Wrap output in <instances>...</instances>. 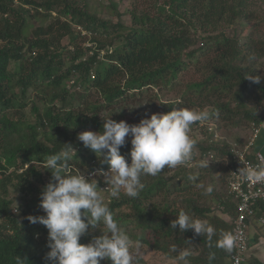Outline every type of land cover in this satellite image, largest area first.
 Here are the masks:
<instances>
[{
	"label": "trees",
	"instance_id": "trees-1",
	"mask_svg": "<svg viewBox=\"0 0 264 264\" xmlns=\"http://www.w3.org/2000/svg\"><path fill=\"white\" fill-rule=\"evenodd\" d=\"M148 4L146 9L133 6L125 25L112 0L107 4L110 18L97 14L88 0H0V264H17V257L22 264H52L45 259L50 250L47 229L27 219L44 215L40 193L52 180L44 166L49 156L67 151L72 174L79 171L86 179H95L98 188L107 187L103 175L93 173L106 172L108 165L101 164L77 137L83 131H102L106 118L101 113L114 103L154 88L174 91L179 76L191 74L196 77L183 83L178 101L159 104L164 113L184 106L208 111L213 120L263 119L264 34L255 35L264 25V0ZM243 24L249 34L239 47L243 27L238 25ZM65 37L68 41L63 44ZM252 74L261 77L260 84L245 79ZM71 86L81 90L78 99ZM31 89L35 95L28 99ZM112 119L130 125L140 121L125 115ZM190 129L205 139L192 137L200 152L198 157L193 152V161L207 152L215 155L208 168L165 167L155 177H142L145 188L137 198L126 196L123 189L113 198L109 186L104 203L133 241L142 240L141 245L174 263L183 264L173 246L191 250L190 264H221L231 252L215 247V241L231 232L229 218L235 212L234 200L226 192L228 166L223 157L238 142L225 138L211 143L205 127L194 123ZM130 140L131 136L120 148L128 163ZM170 172L173 175L168 176ZM205 175L213 191L206 203H199L196 183ZM183 181L187 183L180 187ZM9 187L29 195L18 205L17 215ZM182 210L215 228L212 247L206 235L170 228ZM99 227L81 236L79 243L86 245L107 232L102 223ZM210 252L215 253L212 261Z\"/></svg>",
	"mask_w": 264,
	"mask_h": 264
},
{
	"label": "clouds",
	"instance_id": "clouds-1",
	"mask_svg": "<svg viewBox=\"0 0 264 264\" xmlns=\"http://www.w3.org/2000/svg\"><path fill=\"white\" fill-rule=\"evenodd\" d=\"M245 79L255 84L261 83V77L253 74ZM211 115L205 110L173 108L167 113L151 114L131 125L123 120L116 122L110 115L104 119L102 131L79 133L77 138L83 146L100 158L101 164L108 165L106 172L93 173L103 175L107 184L104 190L98 188L95 179H86L84 173L70 172L72 157L67 151L49 156L44 166L45 170L51 172L52 180L40 193V207L44 215L27 217L30 223H39L47 229V247L50 250L45 259L52 264H100L102 260H110L111 264H138L142 240L133 241L114 219L100 192L107 191L110 186V196L113 198L119 197L121 189L126 196L137 198L145 188L143 176L155 177L165 167L181 165H190L194 169L208 168L207 159L193 162L196 140L189 135V131L194 123L207 121ZM128 136H131L132 145L130 163L120 154V148L125 145ZM258 160L257 165L241 167L233 175L240 182L264 183V155H258ZM195 178L189 176L190 180ZM206 191L211 193L213 187L208 185ZM101 223L107 229L106 233L94 237L86 245L79 243L81 236L93 229H100ZM170 228H178L181 233L193 230L200 236L206 235L209 247L213 246L215 228L208 221L194 219L183 210L170 222ZM235 244V235L224 232L214 246L231 252ZM133 245L136 255L133 254ZM172 252H178V261L190 264L188 258L192 253L189 248L178 250L173 246ZM208 259H215V253L210 252ZM17 264H22L19 257Z\"/></svg>",
	"mask_w": 264,
	"mask_h": 264
},
{
	"label": "rangeland",
	"instance_id": "rangeland-1",
	"mask_svg": "<svg viewBox=\"0 0 264 264\" xmlns=\"http://www.w3.org/2000/svg\"><path fill=\"white\" fill-rule=\"evenodd\" d=\"M88 1L91 7H94V6L96 7L94 8L95 9L94 11H96L97 14L103 15L102 17L104 18L105 17L110 18L109 15L112 13V11L110 10V8L109 10L107 8L108 0H88ZM112 1L117 7V10L121 13L122 22H124L125 25L129 24V19H130L129 11L133 6H138L139 9H142V8L146 9L150 7V5L148 4L149 2L151 1L154 2V0H112ZM113 20H115V17H113ZM34 23H37V22H34ZM239 28H242L241 30L242 36L239 38V47L240 46L243 47L242 44L247 40L246 38L248 37V34H249L248 33L249 27L247 24H243V25H238V29ZM231 29H232L231 27L226 28V31L231 32ZM257 31L258 33L255 36L263 35L264 25H260L259 30ZM67 41H68L67 37L62 39L63 44H66ZM104 64H106V62H104ZM179 77L180 79L179 81L176 82V89L174 91L169 90V88H165V89L154 88L152 90L145 91L144 94L136 95L124 101H119L118 103H114L108 109L103 110L101 115L106 119L110 115H111L110 116L111 119L112 117H118L121 115H125L126 117L137 121L140 118H142L144 114H146L148 118L150 117L151 114H154V113H164V109H162L161 105L159 104L164 103V102H170V101H178L180 98L179 93L182 91L183 83H186L189 80H193L196 76L191 75V74H183V75H180ZM45 89L46 88L42 86V93H45ZM70 89H71V92L75 94L76 99H78V97L82 93L81 90L73 86H71ZM34 95H35V91L34 89H31L30 92L28 93V99L32 98ZM191 107H195V106H191ZM142 109L143 111H141ZM181 109H185L184 106L181 107ZM198 110L199 109H197V111ZM215 124L217 125L218 134L222 137V139L226 138L229 141L236 140L241 145L246 141V139L248 138L250 134L249 122L236 120L232 123V122H229L228 120L221 121V120L215 119ZM189 135L191 137H194L197 141H205L204 137H202L199 133L197 134L196 132H193L191 129L189 131ZM129 137L130 136L126 137V139H129ZM193 152H194V155L198 157L199 151L196 148H194ZM228 160H229L228 156L223 157V162L225 165H227ZM170 175H173V173L170 172L168 176ZM186 183L187 181H183L182 183H180V187L186 185ZM196 185L198 186V191L200 192L199 203H203V202L206 203L210 197L209 193L206 191V188L209 185V180L207 176L206 175L205 177L201 176V178L198 180ZM201 185H203V187H201ZM9 189L13 191L11 187H9ZM100 189L103 190L102 188ZM107 193L109 192H105V191L100 192V195L104 202L107 201V198H108ZM10 195L11 196L9 197H11V199L14 201L13 213L17 215L19 213V210H17L18 205L20 204V202L22 203V201H25V197L29 198V195L23 194L17 191H15L13 194H10ZM93 231H95V229ZM133 252H134L133 254L136 255L135 248ZM138 257L145 264H177V263H174L175 261H171L168 258H166L160 252L153 251L149 247H146L145 245H140ZM141 261H138V264Z\"/></svg>",
	"mask_w": 264,
	"mask_h": 264
},
{
	"label": "built area",
	"instance_id": "built-area-1",
	"mask_svg": "<svg viewBox=\"0 0 264 264\" xmlns=\"http://www.w3.org/2000/svg\"><path fill=\"white\" fill-rule=\"evenodd\" d=\"M264 117V102L261 109ZM198 126L205 127L211 132L210 142L216 143L222 137L218 134L217 125L212 118L204 122H196ZM250 134L246 141L241 145H231L226 180V192L234 200V215L229 218L231 233L236 237V244L231 251L228 259L230 264H246L249 249V230L253 226L264 227V183H252L250 181H238L233 173H238L241 167L257 165L260 152L252 151L254 139L260 130V122L251 121ZM200 156V155H199ZM202 159L212 160L213 152H207ZM194 162V161H193ZM189 167L190 165H186Z\"/></svg>",
	"mask_w": 264,
	"mask_h": 264
},
{
	"label": "crops",
	"instance_id": "crops-1",
	"mask_svg": "<svg viewBox=\"0 0 264 264\" xmlns=\"http://www.w3.org/2000/svg\"><path fill=\"white\" fill-rule=\"evenodd\" d=\"M258 122H260V130L254 139L252 151L260 152L264 155V117ZM236 144L239 145V143ZM248 234L249 249L246 264H264V227L253 226L250 228ZM218 263L230 264V261L226 257Z\"/></svg>",
	"mask_w": 264,
	"mask_h": 264
}]
</instances>
